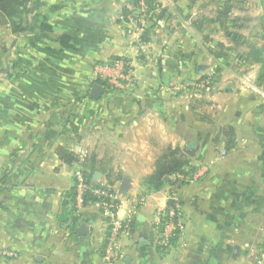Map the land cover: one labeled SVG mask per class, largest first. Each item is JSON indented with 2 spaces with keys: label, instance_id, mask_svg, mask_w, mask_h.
<instances>
[{
  "label": "crops",
  "instance_id": "0c3cea01",
  "mask_svg": "<svg viewBox=\"0 0 264 264\" xmlns=\"http://www.w3.org/2000/svg\"><path fill=\"white\" fill-rule=\"evenodd\" d=\"M128 0H27L8 24V62L0 64V248L8 264H106L99 208L70 204L78 162L122 193L121 218L133 216L115 264H259L264 241V43L220 12L221 0H156L144 50L126 33ZM241 39H240V38ZM247 39V40H246ZM252 40L253 42L248 40ZM247 41V42H246ZM263 52L252 59L253 47ZM125 55L137 81L91 96L97 63ZM209 80L173 94V85ZM100 84V83H99ZM234 129L227 147L225 127ZM197 141L193 154L185 149ZM179 146L199 176L176 191L179 236L157 243L156 217L169 204L167 184L145 182L156 147ZM82 162V161H81ZM94 168V169H93ZM93 169V170H92ZM85 224L87 233L78 232ZM264 264V261L261 263Z\"/></svg>",
  "mask_w": 264,
  "mask_h": 264
},
{
  "label": "built area",
  "instance_id": "2783aa9c",
  "mask_svg": "<svg viewBox=\"0 0 264 264\" xmlns=\"http://www.w3.org/2000/svg\"><path fill=\"white\" fill-rule=\"evenodd\" d=\"M153 4L156 7H153ZM126 14L121 17L128 22L126 33L129 36L136 35L144 50V41L148 23L153 15L160 10L159 5L150 0H128L125 4ZM93 75L96 80L106 90L125 91L133 87L137 81L135 69L132 61L125 55L113 57L111 59L97 63L93 68ZM209 80L205 81H186L173 85V94L186 92L190 86L197 89L206 88ZM79 163L74 170V199L73 204L76 210H80L86 205H95L99 208L104 220L106 237L103 247V260L106 264H115L123 257L121 241L132 234L133 216L127 218L119 216V210L122 203V193L119 189L108 183H97L88 175L87 168L81 162L86 154H81ZM199 176L196 170L190 176L177 174L175 179L185 180L186 182L195 180ZM179 184L173 185V191L170 193L169 200L172 201L165 209L158 212L156 217V226L159 229L158 245L161 249L168 248L179 236L183 225L181 223L182 204L177 199L176 191ZM18 254L9 248H0V257H16ZM264 261V241L260 248L259 264Z\"/></svg>",
  "mask_w": 264,
  "mask_h": 264
},
{
  "label": "trees",
  "instance_id": "16d2710c",
  "mask_svg": "<svg viewBox=\"0 0 264 264\" xmlns=\"http://www.w3.org/2000/svg\"><path fill=\"white\" fill-rule=\"evenodd\" d=\"M26 1L27 0H0V25L12 23L13 30L16 31L17 20L21 19L22 16L27 12L25 6ZM150 1L151 3H157L156 0ZM261 1L264 4V0ZM153 7L155 8L156 5L153 4ZM126 13L127 11L125 10L124 14ZM249 54L252 56V59L259 61L261 60V55H263V52L255 46L250 50ZM1 60L2 59L0 56V64ZM233 136L234 129L229 126L221 130V134L218 135L217 139H219L220 137H224L227 142V147H230V145L233 143ZM57 151L58 155L65 163L73 164L80 160L79 155H77L73 151L68 150L65 147L60 146L58 147ZM87 161L88 160L86 157L82 161L85 167L87 165ZM195 171L196 167L191 164L190 156L186 152H184L179 146L174 147L172 145H165L162 146L159 153L157 154L154 170L149 176L145 178V182L155 190H160L167 184L173 186L178 183L179 186H182L186 183V181L175 179L174 176L177 174H184L185 176H190ZM88 175L92 180L93 176L91 171H88ZM110 177L111 176L108 177V180L109 182L113 183V179ZM166 177H169L168 181L165 180ZM74 194L75 193L73 190L69 194V202L73 206ZM171 203L172 201L169 200L168 204Z\"/></svg>",
  "mask_w": 264,
  "mask_h": 264
},
{
  "label": "rangeland",
  "instance_id": "374dc122",
  "mask_svg": "<svg viewBox=\"0 0 264 264\" xmlns=\"http://www.w3.org/2000/svg\"><path fill=\"white\" fill-rule=\"evenodd\" d=\"M222 5L218 6L220 12L228 17H239V24L246 25L247 29L254 34V41L258 43H264V4L261 0H221ZM8 24L0 25V43L6 45L8 41L7 29ZM247 40V39H246ZM252 40H248V42ZM247 42V41H246ZM1 63L4 65L3 69H6L8 62L7 51L1 50ZM161 147H156V154L159 153ZM8 258V257H5ZM0 264H8L7 259H0Z\"/></svg>",
  "mask_w": 264,
  "mask_h": 264
},
{
  "label": "water",
  "instance_id": "95a60500",
  "mask_svg": "<svg viewBox=\"0 0 264 264\" xmlns=\"http://www.w3.org/2000/svg\"><path fill=\"white\" fill-rule=\"evenodd\" d=\"M103 91H104L103 86L99 83H95L93 88H92V91H91V96L94 98H99L102 95ZM196 143H197V141H192L191 144L185 149V151L188 154H193L195 151ZM100 175H101V173L95 172L94 180H98ZM165 180L168 181L169 177H166ZM129 182H130V179L128 177H125L123 179L122 185L120 187L121 193L126 192V190L129 188ZM78 232L81 234H86L87 233V226L85 224L81 225V227H79V229H78Z\"/></svg>",
  "mask_w": 264,
  "mask_h": 264
}]
</instances>
